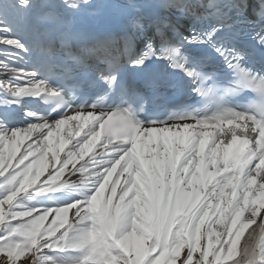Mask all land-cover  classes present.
Wrapping results in <instances>:
<instances>
[{"label":"snow or ice","instance_id":"snow-or-ice-1","mask_svg":"<svg viewBox=\"0 0 264 264\" xmlns=\"http://www.w3.org/2000/svg\"><path fill=\"white\" fill-rule=\"evenodd\" d=\"M0 264H264V0H0Z\"/></svg>","mask_w":264,"mask_h":264},{"label":"bare ground","instance_id":"bare-ground-1","mask_svg":"<svg viewBox=\"0 0 264 264\" xmlns=\"http://www.w3.org/2000/svg\"><path fill=\"white\" fill-rule=\"evenodd\" d=\"M28 98H25L24 101V106L28 105ZM15 107V106H13ZM69 131H73V129L70 126H65V130L63 131L62 135L66 138L69 139L68 133ZM81 135H83V130H81ZM79 137H71V139H78ZM101 139V138H100ZM102 140V139H101ZM99 141H97V144ZM63 154V153H61ZM58 162V160H56ZM46 166V161H39L35 167L37 168H44ZM79 177H75V181H79ZM75 193H71L65 189H61L57 192H49V193H44V194H38L34 195V199L31 201H26L27 204H30L37 209H43L44 207H56V206H64L66 203L71 202L73 198L75 197ZM104 200V193L100 194V198L98 200V204L102 203Z\"/></svg>","mask_w":264,"mask_h":264}]
</instances>
